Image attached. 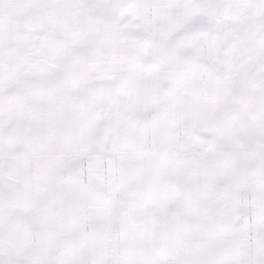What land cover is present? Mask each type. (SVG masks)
<instances>
[{"label":"snow or ice","instance_id":"snow-or-ice-1","mask_svg":"<svg viewBox=\"0 0 264 264\" xmlns=\"http://www.w3.org/2000/svg\"><path fill=\"white\" fill-rule=\"evenodd\" d=\"M0 264H264V0H0Z\"/></svg>","mask_w":264,"mask_h":264}]
</instances>
